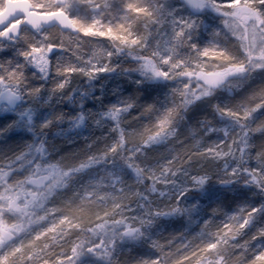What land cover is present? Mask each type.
I'll return each mask as SVG.
<instances>
[{
	"label": "clouds",
	"instance_id": "obj_1",
	"mask_svg": "<svg viewBox=\"0 0 264 264\" xmlns=\"http://www.w3.org/2000/svg\"><path fill=\"white\" fill-rule=\"evenodd\" d=\"M0 264H264V0H0Z\"/></svg>",
	"mask_w": 264,
	"mask_h": 264
}]
</instances>
